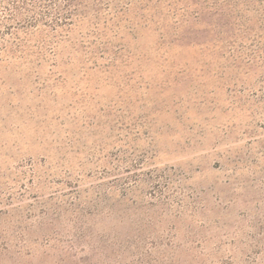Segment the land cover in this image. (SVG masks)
<instances>
[{
	"label": "rangeland",
	"instance_id": "374dc122",
	"mask_svg": "<svg viewBox=\"0 0 264 264\" xmlns=\"http://www.w3.org/2000/svg\"><path fill=\"white\" fill-rule=\"evenodd\" d=\"M24 2L0 264H264V0Z\"/></svg>",
	"mask_w": 264,
	"mask_h": 264
},
{
	"label": "trees",
	"instance_id": "16d2710c",
	"mask_svg": "<svg viewBox=\"0 0 264 264\" xmlns=\"http://www.w3.org/2000/svg\"><path fill=\"white\" fill-rule=\"evenodd\" d=\"M0 0V8L1 11L4 14V18L8 20H14L17 17H22L21 10H24L23 5L24 1L27 0ZM4 4V5H2ZM26 4V3H25ZM26 10V9H25ZM2 45L1 39H0V46Z\"/></svg>",
	"mask_w": 264,
	"mask_h": 264
}]
</instances>
